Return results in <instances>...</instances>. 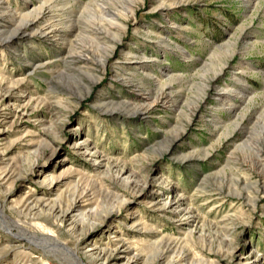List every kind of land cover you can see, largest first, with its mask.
<instances>
[{"label": "rangeland", "instance_id": "obj_1", "mask_svg": "<svg viewBox=\"0 0 264 264\" xmlns=\"http://www.w3.org/2000/svg\"><path fill=\"white\" fill-rule=\"evenodd\" d=\"M47 6L60 31L16 32ZM0 80L11 219L78 246L83 264L101 262L93 243L112 264H264V0H0ZM23 197L38 204L18 214ZM3 220L0 264H60Z\"/></svg>", "mask_w": 264, "mask_h": 264}, {"label": "bare ground", "instance_id": "obj_2", "mask_svg": "<svg viewBox=\"0 0 264 264\" xmlns=\"http://www.w3.org/2000/svg\"><path fill=\"white\" fill-rule=\"evenodd\" d=\"M166 2V1H165ZM50 7L49 6H47L46 8H42L43 10H41V11H39V13L37 14V15H39L36 19H34V18H31V19H27V20H25L30 14H19V16H20V20L21 21H24V22H22V24L19 26V28H17V30H16V32H18V31H20L19 33L21 34V33H26L27 31H29V30H33L34 28H37L38 29V31L39 30H41V31H43V34H44V32H47V31H49V32H58V31H60V30H58V24H54V22H51V19L50 18H52V17H50L49 15H50V13H51V11H50V9H49ZM108 12V11H107ZM106 15H110L109 13H107ZM111 17H109L108 19H104L105 21H104V23H103V25H105L104 27V31L106 30V31H108V33H109V30L111 29L110 27H117V23H115L114 24V22H112V20H115V17L111 14L110 15ZM117 19V18H116ZM102 25V26H103ZM107 33V32H106ZM92 34H94L95 35V37L97 38V39H99L100 37H97L98 35H97V33H96V31L94 32V33H92ZM110 34V33H109ZM56 35V34H55ZM112 35V34H111ZM104 37V36H103ZM104 39H105V46H106V43L107 44H110V48H115V46L118 44L119 45V42L121 41V39H118L117 41H115V42H113L112 41V38L110 37V36H105L104 37ZM71 47V46H70ZM69 53V52H68ZM70 53L71 54H73V51L72 50H70ZM75 54V53H74ZM81 56H84V54L83 55H81ZM79 57V56H78ZM77 57V55L75 56H73L72 58H73V60H76V58H78ZM80 58V57H79ZM84 58V57H83ZM82 59V58H81ZM86 59V58H85ZM110 59V53L108 52L106 55H105V57H104V62H106V61H108ZM80 60V59H79ZM87 61V60H86ZM76 62V61H75ZM9 79V78H8ZM0 83H1V80H0ZM8 83L9 84H15V85H19L20 84V81H11V80H8ZM1 85V84H0ZM1 92V91H0ZM1 95V94H0ZM5 95V94H4ZM4 95H2L1 97H0V108H2V107H4V106H6L7 104H8V102L6 103V97L4 96ZM29 99H30V97H29ZM166 99H167V97H165L164 96V99H163V101H164V103L166 102ZM158 100V99H157ZM170 100V99H169ZM168 101V100H167ZM156 103V102H155ZM163 103V104H164ZM25 106H26V104L25 103H22V101H16V103H14L13 104V108H14V111H13V114L16 116V115H18V114H20V116H22L23 117V115H25V113H26V111H25ZM12 107V106H11ZM143 111H145V110H143ZM86 146V145H85ZM89 149H87V147H84L83 148V151H84V153H86V151H88ZM92 155H93V153H91ZM95 160V159H94ZM97 160V159H96ZM96 160H95V162H96ZM97 162H98V160H97ZM34 165V164H33ZM32 165V167H34ZM19 169V168H18ZM17 169V170H18ZM10 172V171H9ZM13 172V171H12ZM4 172L2 171V174H3ZM5 174V173H4ZM15 177V176H14ZM6 178V177H5ZM10 180H11V178H10ZM53 180H54V178L51 176V175H49V177H48V180L46 179V180H44L45 182L46 181H49V185H52V183H53ZM4 181V180H3ZM14 181V180H13ZM37 199H39V198H37ZM127 200V199H126ZM40 202V201H39ZM124 202V201H123ZM42 203V202H41ZM17 204H19V206H18V214H22L24 211H26L27 210V212L28 211H32V209H34V206H36L37 207V204H38V201L35 199V198H31V197H23V198H21V200L19 201V203H17ZM45 206H46V204H45ZM180 204H178V202H175V204L172 206V210L171 211H173V212H175L176 213V215L177 216H179V217H188L189 215V213H187L185 210L183 211L182 209H180ZM17 207V206H16ZM42 207V206H41ZM53 207H56V206H54L53 205ZM61 207V206H60ZM60 207H57V208H60ZM78 208H79V206L77 205V204H71V206L70 207H68L67 209H65V211L64 212H62V210H60L59 211V209H58V212L61 214V216H60V222L61 223H64L66 220H68V218L70 219H73L72 217L75 215H71V213H73V212H76L77 210H78ZM43 209H44V207H43ZM16 210V211H17ZM40 210V209H39ZM52 210V209H51ZM53 210H54V208H53ZM0 211H1V216H2V218L4 219L3 221H5L6 222V224H8L7 225V227H13V228H15L17 231H18V233L20 234V235H25V236H32V237H35V238H37L38 240H40V244H42V245H49V246H53L54 247V249H52V248H49V246H47V249H48V251L49 250H51L52 252H54V253H57V256H58V260L60 261V264H64L65 262L63 261V259L65 260V259H68L69 258V260H70V263L71 264H76V263H79V264H83V261H81V259H79L80 257H78L77 256V247L78 246H76L75 248H71V247H69V246H67L66 244H64V243H62L61 241H59L54 235H52L51 233H49V232H47V231H43V230H36L35 232L33 231V232H30L29 230H27L25 227H23V224L21 223V221L20 220H13V219H11L9 216H7L5 213H4V211H3V209H0ZM42 211V210H41ZM56 213V212H55ZM32 214V213H31ZM53 214H54V212H53ZM59 215V214H58ZM28 217V216H27ZM55 217V216H54ZM75 217V216H74ZM84 217V216H83ZM83 217L81 216L80 218L83 220ZM86 217V216H85ZM186 217V218H187ZM57 219H58V216H57ZM75 219V218H74ZM73 219V220H74ZM79 221V220H78ZM71 222V224H70V226L72 227V230H74L75 228H78V227H80L81 228V224L82 223H79V222ZM69 222V221H68ZM81 222V221H80ZM90 226H92V225H90ZM85 228V227H84ZM44 229V228H43ZM82 229V228H81ZM83 231V230H82ZM42 242V243H41ZM119 242V241H118ZM124 242V241H123ZM107 243V242H106ZM105 244V243H104ZM120 244V243H119ZM124 244V243H123ZM80 245V244H79ZM116 246L114 247V249L113 250H115V251H117L118 252V254H123V255H125L126 257L128 256L127 254H128V252H126V250L127 249H129V248H127L126 250L124 249V250H121V247L118 245V243H116L115 244ZM121 245V244H120ZM89 246V249L88 250H86V251H89L88 253H89V257H91L92 259H94L95 260V262L96 261H101L100 262V264H112V261H113V259L112 260H109V257H111V256H108V255H106L108 252H110L111 250L109 249V245L108 244H106V245H102V244H100V243H93V244H91V245H88ZM87 246V247H88ZM122 246V245H121ZM84 248V247H83ZM170 248V247H169ZM87 249V248H86ZM167 250V249H166ZM129 251V250H128ZM168 251V250H167ZM171 251V250H170ZM169 251V252H170ZM114 252V251H113ZM112 252V253H113ZM46 253V252H45ZM111 254V253H110ZM163 254V253H162ZM55 255V254H54ZM165 255V254H164ZM162 256L161 254L160 255H158L159 257H157V259H156V261L154 262V264H176V261L174 260V259H172L171 257V259L170 260H167L166 261V257L165 256ZM167 255V254H166ZM122 256V255H121ZM175 257V256H174ZM91 258H90V260H91ZM138 258H139V255H136V254H134V256L132 257V258H126L127 260V262H125V264H135L136 263V261L138 260ZM231 258H233V257H231ZM103 260V261H102ZM136 260V261H135ZM132 261H134V262H132ZM26 263H27V261H26ZM95 264V263H94Z\"/></svg>", "mask_w": 264, "mask_h": 264}]
</instances>
